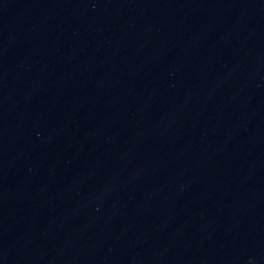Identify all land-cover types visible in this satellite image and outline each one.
Listing matches in <instances>:
<instances>
[{
    "label": "water",
    "instance_id": "1",
    "mask_svg": "<svg viewBox=\"0 0 264 264\" xmlns=\"http://www.w3.org/2000/svg\"><path fill=\"white\" fill-rule=\"evenodd\" d=\"M0 264H264V0H0Z\"/></svg>",
    "mask_w": 264,
    "mask_h": 264
}]
</instances>
